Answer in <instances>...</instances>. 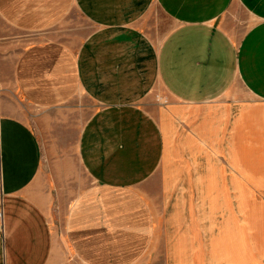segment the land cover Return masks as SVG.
<instances>
[{"label": "crops", "instance_id": "1", "mask_svg": "<svg viewBox=\"0 0 264 264\" xmlns=\"http://www.w3.org/2000/svg\"><path fill=\"white\" fill-rule=\"evenodd\" d=\"M74 8L77 47L32 41L10 71L22 107L95 102L87 183L0 94V264H264V0H0V40Z\"/></svg>", "mask_w": 264, "mask_h": 264}, {"label": "rangeland", "instance_id": "2", "mask_svg": "<svg viewBox=\"0 0 264 264\" xmlns=\"http://www.w3.org/2000/svg\"><path fill=\"white\" fill-rule=\"evenodd\" d=\"M60 24L40 33L16 34L17 40H0V64H5L4 71L0 72L5 86L0 87V94H5V103H10L13 109L23 110L28 124L38 137L42 153L43 164L50 161H63L77 177V183L86 185L87 177L81 169L77 157L79 132L87 119L96 109V104L82 91L76 89L73 99L60 107L43 108L39 106H25L19 104L17 93L12 87V73L10 71L14 58L23 49L25 44L32 41L56 40L61 43L77 47L82 39L90 33L94 26L88 23L74 8ZM157 13L153 17H157ZM12 42V44L10 43ZM68 202V201H67ZM58 220V219H57ZM53 225H55L53 223ZM61 228L59 221L56 223Z\"/></svg>", "mask_w": 264, "mask_h": 264}]
</instances>
